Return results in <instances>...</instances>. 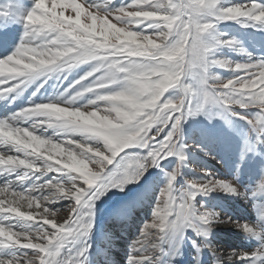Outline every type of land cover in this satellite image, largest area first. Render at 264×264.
Returning <instances> with one entry per match:
<instances>
[{
  "label": "snow or ice",
  "instance_id": "6c2138e0",
  "mask_svg": "<svg viewBox=\"0 0 264 264\" xmlns=\"http://www.w3.org/2000/svg\"><path fill=\"white\" fill-rule=\"evenodd\" d=\"M17 18L23 32L0 52V101L15 102L39 81L35 97L49 79L90 68L47 100L0 116V264H90L97 203L153 168L163 187H148L117 213L127 220L155 193L151 222L132 241L127 264H173L185 243L198 257L211 249L215 264H264V208L250 224L221 221L197 204L212 192L246 196L239 166L232 179L206 171L177 187L189 117L225 121L238 135L241 160L264 147V56L254 58L218 29L232 22L264 32V0H33ZM222 48L245 59L217 55ZM258 193L264 172L252 196ZM62 208L69 215L61 222ZM216 222L233 223L258 247L219 254L208 240Z\"/></svg>",
  "mask_w": 264,
  "mask_h": 264
},
{
  "label": "rangeland",
  "instance_id": "374dc122",
  "mask_svg": "<svg viewBox=\"0 0 264 264\" xmlns=\"http://www.w3.org/2000/svg\"><path fill=\"white\" fill-rule=\"evenodd\" d=\"M125 2L126 0H116L118 4ZM6 7L14 15L1 17L7 21L6 23H10L11 26H4L0 33L4 35V40L16 41L23 32L22 24L18 20L17 15L20 12L30 10L33 7V0H0V10ZM218 29L227 33L229 37L238 39L253 54L254 58L264 56V32H256L250 28L245 29L232 22L221 23L218 25ZM15 41L10 44L9 50H11V45ZM217 55L226 56L236 61L245 59L243 55L228 48L219 49ZM89 68L90 65L86 64L73 70L68 74V80L66 81L61 82L55 78L49 79L44 87L40 89V92H45L51 97L89 70ZM213 71L223 76L229 75L228 72L220 69H213ZM38 84L39 81H37V86ZM87 99L88 97L82 98L80 103H86ZM182 134L184 137L183 143L187 145L185 149L186 160L182 167V175L178 178L179 184L177 187L180 184L190 182L192 179L200 178L206 171L213 173L217 178L232 179V176L237 175V166H239L238 187L241 192H246V196L229 195L223 192H212L207 196H198V207L203 205L206 208H200V211H214L218 214L221 221L230 218L232 221L243 223L245 221L243 219L245 212L253 210L252 202H261L262 208H264V193H258L255 197L252 196V190L260 182L261 173L264 172V147L258 146L257 152L248 154L241 160L238 151L240 141L234 129L218 117L210 120L203 114L189 117L182 125ZM165 163L169 167H174L175 160H172L170 164L168 162ZM163 179L159 169H150L149 173L145 174L139 184H129L124 192L113 190L97 203L96 226L101 223L103 215L104 217L107 216L109 220L104 231L106 237L112 243L119 244L115 251L108 249L109 247L105 248L111 258L116 259V261H124L125 264L127 263V259L125 261L121 256L124 254L122 248H125L126 252H128L132 241L139 237L143 225L151 222L152 202L155 193L153 192L151 195L146 196L137 207L131 210L127 220L123 222L117 219L118 211L125 207L129 201L143 196L148 187L153 185L163 187ZM59 206L56 205V207ZM68 215L67 208H62L57 214V219L62 222ZM236 229L237 227L233 223H214L208 237L212 249L217 250L219 254L225 255L227 249H229L228 247L233 244L234 239L228 240L227 237L234 236ZM188 236L195 238L191 232L188 233ZM114 259L109 261H115ZM198 259L199 264H215L211 249H203L198 257L191 243H185L182 255L176 257L173 263L197 264Z\"/></svg>",
  "mask_w": 264,
  "mask_h": 264
},
{
  "label": "bare ground",
  "instance_id": "6f19581e",
  "mask_svg": "<svg viewBox=\"0 0 264 264\" xmlns=\"http://www.w3.org/2000/svg\"><path fill=\"white\" fill-rule=\"evenodd\" d=\"M5 19L0 17V24L4 26H11L10 23H6ZM14 27V26H13ZM3 30V29H2ZM1 32V31H0ZM4 35H1L0 33V52L4 50V44L7 42L10 48V44L13 43L15 40H4ZM16 42V41H15ZM37 86V82L33 84L32 86L28 87L18 98H16L15 102H10L9 100L0 101V116H7L8 114L24 107L29 102L39 103L42 101H45L49 98V95L47 93L38 92L35 97L32 96V92ZM47 97V99H46ZM48 135H52V130L48 131ZM251 205H253L252 211H247L244 214L243 219L244 222H248L250 224H255L259 219V211L262 208L261 202H252ZM108 217L102 216L101 223L97 225L93 231V237H92V244L93 248L91 251V257H90V264H125L124 261H109L111 258L109 253L105 249L106 247H109L108 249L115 251L116 248H118L117 243H112V241L106 237V233L104 232L106 230V226L108 225ZM229 239H233V244H231V247H228L226 254L230 253L231 250L235 249L237 251L241 252H251L254 251L258 247L259 241L255 238L250 237L249 235L245 234L240 229H236V233L234 236H228ZM123 240V239H122ZM130 248V247H129ZM123 255H121L119 252V255L123 257V259L126 261L128 257V252H126L125 248H122ZM225 254V255H226ZM109 257V259H108ZM127 264V263H126ZM174 264V263H173Z\"/></svg>",
  "mask_w": 264,
  "mask_h": 264
}]
</instances>
